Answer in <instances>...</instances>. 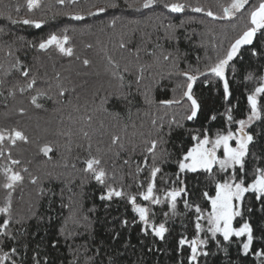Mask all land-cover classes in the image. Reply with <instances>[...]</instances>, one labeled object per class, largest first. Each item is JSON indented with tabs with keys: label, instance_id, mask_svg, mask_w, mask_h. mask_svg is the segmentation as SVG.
<instances>
[{
	"label": "trees",
	"instance_id": "trees-1",
	"mask_svg": "<svg viewBox=\"0 0 264 264\" xmlns=\"http://www.w3.org/2000/svg\"><path fill=\"white\" fill-rule=\"evenodd\" d=\"M165 2L174 0H158L149 8L141 6L143 0H65L64 4L40 0V7L29 13L26 0H0V130L16 129L28 138L27 142L17 141L16 145L9 141L0 144L4 148L0 155V183L5 167H12L24 177L12 192L13 218L24 220L27 232L35 234L22 236L21 243L27 241L31 248L39 244L49 264H91L89 257H94L97 246L106 253H122L120 264H179L181 260L187 264L189 249L187 246L179 249L177 242L182 234L191 238L194 228L192 214L184 209L183 200L180 199L178 209L187 214L169 219L166 226L170 231L166 240L160 241L151 234L143 236L141 225L132 223L138 217L127 195L143 190L140 182L146 186L152 164L146 148L149 140L159 139L157 129L161 124L164 138L157 148V162L162 150L169 155L160 164L158 189L175 186L172 181L178 170L176 160L194 143L192 134L209 128L214 136L225 128L221 114L226 104L219 82L205 87L201 82L205 77L201 76L194 84L202 112L192 121L184 119L186 103L165 108L159 101L179 95V90L175 93L173 90L185 81L182 72L203 71L205 64L222 51L221 43L227 47L246 23L247 7L232 19H212L190 9L171 13L163 7ZM187 2L220 16L219 5H227L230 0ZM99 8L104 11L97 12ZM9 13L13 19L29 16L43 23L40 28L13 24L7 19ZM66 13H78L84 19L77 21ZM169 25L173 27L170 29ZM169 32L175 39L168 38ZM53 33L69 37L67 46L73 49L72 56L62 55L54 47L39 49V43ZM213 43L216 48L212 47ZM254 43L259 46L260 41ZM242 51V58L235 61V74L231 68L227 71L236 119L246 117V96L257 83L246 82L244 76L264 67V55L252 57L249 50ZM166 55L168 60L163 59ZM84 60L90 63L85 66ZM20 69L29 70V76L25 78ZM33 77L36 83L28 89L26 85ZM38 92L44 95L39 96ZM33 96H37L40 108L31 103ZM20 109L24 110L23 114ZM212 114L217 115V120L208 119ZM161 116L163 121L159 119ZM153 119L156 125L152 124ZM172 120L183 127L173 123L169 135ZM252 130L264 132V123L257 121ZM114 136L119 137L115 144ZM45 146L51 148L48 155L41 151ZM9 155L20 163L12 165ZM93 157L100 159V167L107 172L106 184L123 188L125 197L100 199L106 194V186L83 171L85 161ZM138 168L142 169L139 173ZM186 176L189 191L195 190L191 199L209 209L199 196L204 191L215 194L213 177L205 172ZM33 177L36 183H32ZM5 195V190L0 188V206ZM137 202L146 203L138 196ZM153 210L157 213L156 222H164L166 208L158 205ZM258 215L253 217L254 222ZM125 219L129 224L121 227ZM238 221L239 218L234 226H239ZM19 227L15 223L11 225L12 230ZM117 231L121 235L114 241L112 236ZM53 241L55 248L51 247ZM261 243L256 241L257 249ZM149 247L153 251H148ZM28 254L31 255V250ZM231 255L236 256L234 247ZM213 262L227 264V259L218 253L208 259V264ZM95 264H100L99 258ZM246 264H255V258L248 257Z\"/></svg>",
	"mask_w": 264,
	"mask_h": 264
},
{
	"label": "snow or ice",
	"instance_id": "snow-or-ice-1",
	"mask_svg": "<svg viewBox=\"0 0 264 264\" xmlns=\"http://www.w3.org/2000/svg\"><path fill=\"white\" fill-rule=\"evenodd\" d=\"M57 2L64 4L65 0H57ZM157 2L158 0H143L141 6L149 8ZM219 6L222 15L217 16L213 11L205 12L203 7L193 6L187 0L184 2L174 0V2L163 4V7L171 13H183L186 9H190L192 12L204 13L212 19H232L236 17L237 13L246 10L247 7V16L243 28L230 40L227 47L225 48L221 43L222 51L216 55L215 59H211L205 64L203 71L197 69L196 74L187 71L182 72L181 75L185 77V81L177 84L176 89L173 90L174 93L179 90V95H174L172 99H162L159 101V105L168 108L186 103L184 119L188 121L197 119L202 112V104L194 93V84L199 77L203 76L205 79L201 82L205 87L214 86V81L222 85V99L226 107L221 115L224 117L225 128L218 130L214 136L210 134L209 128L192 134L191 140L194 143L176 160L178 170L175 173L176 179L172 181L175 186L158 189L157 177L162 171L160 164H163L169 155L162 150L159 163L157 162V148L164 138L163 125L161 124L160 128L157 129L159 139L149 140V146L146 148L147 154L152 157L146 186L144 182H140L139 187L143 190L138 191L136 195H127V200L132 211L138 217V220L134 219L132 223L141 225L140 232L143 236L151 234L160 241H165L166 235L170 231L169 227L166 226L169 219L184 216L187 213L192 214L190 219L194 228L193 236L189 238L182 234L177 242L179 249H183L185 246L189 249L187 264H201V258H203V264H208V259L217 256L218 253H223L227 259V264H246L250 256L255 258V264H264V132L254 133L252 130V126L257 121L264 123V67L258 68L255 72H248L244 76L246 82L255 80L257 83L247 93V114L242 119H236L233 115L231 82L227 75L229 68L235 74V61L237 57L242 58V50H249L252 57L264 55V40L260 39L264 37V0H258L256 4H252L251 0H230L227 5L221 4ZM39 7L40 0H26V8L29 13ZM19 11L20 9L17 7L16 12ZM103 11V8L97 9V12ZM88 14L94 15L91 12ZM65 15H71V18L77 21L84 19L78 13H66ZM7 19L13 24L32 25L36 28H40L43 23V21L29 16L13 19L10 13ZM183 23L181 21V24ZM168 27L171 29L173 26L169 25ZM64 31L66 32L67 29ZM168 38L175 39V36L169 32ZM258 40L260 41L259 46L254 43ZM68 42L69 37L67 35L59 36L53 33L40 42L38 47L40 50L54 47L60 54L70 57L73 55V49L67 46ZM245 46L250 47L245 49ZM120 47L123 48L124 44L121 43ZM212 47L216 48L217 45L213 43ZM163 59L168 60L169 56L166 55ZM89 63L88 60L83 61L85 66ZM109 63L112 64L113 62L109 60ZM20 71L25 78L29 76V70L20 69ZM120 79L123 80V77L121 76ZM137 82H139V78H137ZM35 83L36 80L33 77L26 87L31 89ZM20 91L23 92L24 88L21 87ZM37 95L42 96L44 93L38 92ZM149 102L151 103V101ZM31 103L37 108L41 107L37 103V96L31 97ZM23 111L20 109L21 114ZM159 119L163 121L164 118L161 116ZM208 119L215 121L217 115L212 114ZM156 123L157 121L153 119L152 124L156 125ZM173 123L177 127H183V124L178 121H169V135ZM84 135L87 136V133L85 132ZM118 139L119 137L114 136L112 143L115 144ZM27 140L28 138L19 130H0V144L9 141L11 145H16L17 141L27 142ZM41 151L48 155L51 148L45 146ZM218 152L222 154L218 155ZM3 153L4 148H0V155ZM9 159L12 165L20 163L19 160H12L10 155ZM147 159L148 157L145 156V166H148ZM85 165L83 171L91 174L97 183L106 186V194L100 197L101 200L125 197L123 188L118 189L106 184L107 172L100 167V159L95 157L87 159ZM140 171L142 169L138 168L137 172ZM200 172L210 174L215 181L214 195L204 191L199 196L200 199L207 202L210 210L200 203H195L191 199L195 195V190L190 192L188 189L186 174H198ZM217 173L220 175L218 176ZM2 174L3 182L0 183V188L5 190L6 195L3 206H0V264H49L48 257L42 254L39 244L35 248H31L29 242L21 243L22 236L35 234L27 232L24 227V220H14L13 218L12 192L23 181L24 177L10 166L3 168ZM164 182L167 183L168 181L165 180ZM32 183H36L35 177L32 178ZM137 196L146 203H138ZM180 199L183 200V206L187 213L178 209ZM158 205H163L166 208L163 211L164 222L157 223L155 220L157 213L153 210V206ZM257 213L259 215L254 222L253 217ZM35 215L33 212L32 216L35 217ZM237 218H239L238 227L234 226V221H237ZM13 223L21 225V227L12 230L11 225ZM128 224L127 219L121 221V227H127ZM120 235V232H115L112 240L118 241ZM257 240L262 242L259 249L256 246ZM51 247H56L55 241L51 243ZM233 247L236 253L235 258L231 255ZM29 250H31L30 256ZM148 251H153V249L149 247ZM120 255L122 253L119 251L106 253L103 248L97 246V252L94 257H89V260L91 264H95L96 258H99L100 264H105L106 257V264H120ZM179 264H183V260L179 261Z\"/></svg>",
	"mask_w": 264,
	"mask_h": 264
},
{
	"label": "rangeland",
	"instance_id": "rangeland-1",
	"mask_svg": "<svg viewBox=\"0 0 264 264\" xmlns=\"http://www.w3.org/2000/svg\"><path fill=\"white\" fill-rule=\"evenodd\" d=\"M222 154L221 152H218V155ZM209 210H210V206H209Z\"/></svg>",
	"mask_w": 264,
	"mask_h": 264
}]
</instances>
